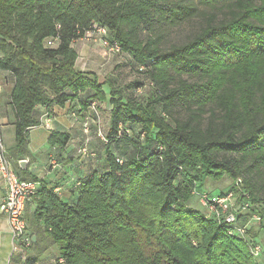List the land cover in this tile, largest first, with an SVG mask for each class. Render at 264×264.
<instances>
[{
  "label": "trees",
  "instance_id": "16d2710c",
  "mask_svg": "<svg viewBox=\"0 0 264 264\" xmlns=\"http://www.w3.org/2000/svg\"><path fill=\"white\" fill-rule=\"evenodd\" d=\"M195 19L202 24L189 40L163 43L164 29ZM89 35L147 77L145 102L76 70V46ZM0 72L12 85L9 157L22 180L38 181L19 165L31 156L38 109L51 116L77 103L90 120L102 104L111 108L104 167L75 185L74 202L38 181L33 219L58 249L54 264H261L248 221L258 216L264 229V0H0ZM70 141L55 132L49 144ZM81 150L99 160L98 149ZM221 178L232 184L218 196L197 193ZM229 192L249 212L236 213L245 237L190 205ZM35 245L24 264L38 262L28 255Z\"/></svg>",
  "mask_w": 264,
  "mask_h": 264
},
{
  "label": "crops",
  "instance_id": "0c3cea01",
  "mask_svg": "<svg viewBox=\"0 0 264 264\" xmlns=\"http://www.w3.org/2000/svg\"><path fill=\"white\" fill-rule=\"evenodd\" d=\"M81 54L76 63V70L80 72H92L84 70L80 66ZM7 74L0 72V83L3 90L0 93V135L4 141L8 153L15 147L16 130L14 123V114L9 106V95L12 90V85L6 81ZM101 107V106H99ZM108 109V108H107ZM77 103L68 104L66 107L55 108L50 116L47 112L40 108L38 109L41 125L33 128L29 135V150L31 159H27L28 164L22 171H27L26 177H34L48 188H53L55 192L63 200L74 202L75 185L84 178L91 176L94 171H101L103 166V146L98 148L99 160H91L88 157H82L79 152L83 147H94L92 143L87 142V137L79 127L80 123L85 120L86 112H80ZM109 109L107 116L109 117ZM100 112L97 116H93L94 120L100 119ZM48 123L50 128H46ZM69 133L71 141L66 148L50 146L49 139L52 133ZM85 144V145H84ZM88 144V145H87ZM91 144V145H90ZM97 148L96 146L94 147ZM26 160V159H24ZM14 164V163H13ZM20 165V164H19ZM14 169L17 173L16 167ZM18 175V173H17ZM4 183L0 179V201L5 194ZM36 199H32L26 208V220L31 228V233H39V236L33 235L35 246L28 252L29 257L35 256L40 258L45 256L53 246L50 240L42 234L41 223H34L33 215L36 211ZM0 264H24V260L15 250V244L10 232L9 223L6 217L0 214Z\"/></svg>",
  "mask_w": 264,
  "mask_h": 264
},
{
  "label": "rangeland",
  "instance_id": "374dc122",
  "mask_svg": "<svg viewBox=\"0 0 264 264\" xmlns=\"http://www.w3.org/2000/svg\"><path fill=\"white\" fill-rule=\"evenodd\" d=\"M202 24L200 19H195L187 24L177 26V27H167L163 31L162 40L163 43L167 46L177 43H183L190 39L197 31L199 26ZM78 52L81 54V63L80 66L84 70L95 71V74L98 76L101 83L112 82L115 87L120 88L126 94L127 97L136 98L141 102H145L153 92L148 87V80L145 75L138 74L133 66L132 60L124 55H117L114 52L109 51V47L104 44V40L96 39H84L80 41L76 46ZM134 82L141 83L140 88H131V85ZM106 92H108L107 84L104 87ZM111 109L110 106L102 104L99 112L101 114L99 120H94L92 118L85 119L83 123L81 122L79 127L87 136V142H91L92 146H96V150L101 146L100 139L105 137L110 129V120L107 116L108 109ZM185 112H180L179 116L184 117ZM97 116V115H96ZM85 145V144H84ZM88 145V144H87ZM91 145V144H90ZM94 147L87 146L88 153L91 155L95 151ZM92 151V152H91ZM28 164L27 159H31V156L25 158ZM21 162V161H20ZM19 162V163H20ZM97 162V161H96ZM232 181L229 178H221L217 181L207 179L202 187H198L197 193H210L213 196H218L221 191L227 190L230 188ZM239 187V186H238ZM235 202V198H231V203ZM237 208L242 209L240 203ZM190 205L204 213H207L204 205L199 201L198 196L191 201ZM246 215H249V212L242 211ZM253 217V215H252ZM249 215L248 226L251 227L250 233H248V239H256L260 242L264 249V229L260 227ZM32 231L31 228L29 229ZM253 240V239H252ZM58 255V249L52 248L48 253L41 257L39 264H54L56 257ZM261 264H264V253L257 259Z\"/></svg>",
  "mask_w": 264,
  "mask_h": 264
},
{
  "label": "built area",
  "instance_id": "2783aa9c",
  "mask_svg": "<svg viewBox=\"0 0 264 264\" xmlns=\"http://www.w3.org/2000/svg\"><path fill=\"white\" fill-rule=\"evenodd\" d=\"M99 35H106L104 29L98 30ZM92 39V35L88 36ZM88 38V39H89ZM103 41V40H102ZM104 44L109 47L108 43L104 41ZM112 53H117L119 50L116 48H109ZM3 87L0 83V93ZM46 128H50L49 124H45ZM104 139V137L102 138ZM81 153L88 155L87 149L81 150ZM0 179L4 183L5 194L0 201V214L7 218L10 232L15 244V250L20 255L23 256L25 251L28 250L33 245V235L29 230V225L26 220V208L27 204L33 199L37 194L40 187L38 181H27L22 180L17 175L13 161L9 157L7 147L0 136ZM241 179L237 180V185H241ZM234 193L229 192L227 196L223 198L213 199L210 203L206 196L202 197L201 203L209 210V212L214 215L217 220L223 221L228 225H232L234 230L232 233H238L241 236L247 235V228L239 226L236 224V213L238 211H246L247 207H242V209L237 208L238 204L234 202L231 203V198H234ZM256 222H261V218L258 216H253L252 218ZM253 253L257 256L261 253L262 247L259 244H254L251 246Z\"/></svg>",
  "mask_w": 264,
  "mask_h": 264
},
{
  "label": "water",
  "instance_id": "95a60500",
  "mask_svg": "<svg viewBox=\"0 0 264 264\" xmlns=\"http://www.w3.org/2000/svg\"><path fill=\"white\" fill-rule=\"evenodd\" d=\"M19 164H20L21 168H25L26 165H27V162L26 161H21ZM33 240H35V239L33 238Z\"/></svg>",
  "mask_w": 264,
  "mask_h": 264
}]
</instances>
